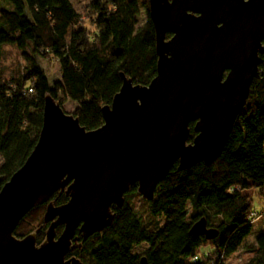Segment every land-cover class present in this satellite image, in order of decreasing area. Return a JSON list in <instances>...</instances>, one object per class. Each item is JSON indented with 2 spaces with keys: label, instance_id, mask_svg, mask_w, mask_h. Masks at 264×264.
<instances>
[{
  "label": "water",
  "instance_id": "1",
  "mask_svg": "<svg viewBox=\"0 0 264 264\" xmlns=\"http://www.w3.org/2000/svg\"><path fill=\"white\" fill-rule=\"evenodd\" d=\"M149 11L157 76L144 86L122 74L100 128L88 130L45 97L39 141L0 191V264H83L67 257L82 247L77 229L83 241L102 233L134 186L151 201L174 165L179 172L210 165L222 153L259 72L264 0H149ZM193 122L197 135L189 142ZM57 192L68 202L56 205ZM42 205V225L17 237L21 220ZM190 233L219 235L205 218Z\"/></svg>",
  "mask_w": 264,
  "mask_h": 264
},
{
  "label": "trees",
  "instance_id": "2",
  "mask_svg": "<svg viewBox=\"0 0 264 264\" xmlns=\"http://www.w3.org/2000/svg\"><path fill=\"white\" fill-rule=\"evenodd\" d=\"M143 6L149 13V0L143 4L93 0L81 14L71 0H0V191L39 141L48 94L62 106L66 100L77 102L74 114L88 130H95L104 124L103 107L112 104L123 85L122 74L144 86L157 76L156 31L150 14L146 24L136 29ZM8 45L21 51L26 62L25 69L11 78L5 76L1 62ZM41 58L60 65L61 81L50 84ZM194 125L189 142L197 135ZM255 194L264 199V52L247 105L216 161L180 172L174 165L154 198H141L142 210L134 202L141 197L134 186L123 207L114 209L113 222L83 241L75 254L83 264H141L142 257L148 264H226L264 218V208L253 207ZM51 200L62 205L69 199L57 192ZM45 211L46 205L32 209L14 234L23 238L36 230ZM255 211L262 217L253 223ZM202 218L219 231L218 237L207 240L190 233ZM45 230L46 226L38 243ZM261 230L254 250L257 264H264ZM62 231L60 226L57 234ZM142 244L148 248L142 254L134 252ZM208 244L211 251H201Z\"/></svg>",
  "mask_w": 264,
  "mask_h": 264
},
{
  "label": "rangeland",
  "instance_id": "3",
  "mask_svg": "<svg viewBox=\"0 0 264 264\" xmlns=\"http://www.w3.org/2000/svg\"><path fill=\"white\" fill-rule=\"evenodd\" d=\"M93 0H71L76 10L84 14L86 11V8L89 6V4ZM144 0H140V3L143 4ZM2 6L6 7V4L2 2ZM85 17V15H83ZM149 17V13L145 6H143L140 10V14L136 17V29H139L143 27ZM1 62L5 69V76L7 78H11L12 76L19 75L21 71H23L26 67V62L23 58L22 52L19 51L14 46H4L3 47V53L1 57ZM41 65L45 68L46 74L48 76V79L50 81V84L53 85L55 82L61 81L62 79V73L60 70V65L53 59H40ZM63 108L66 112H69L71 114H74L77 109L79 108V104L72 100H66L63 104ZM259 192V191H258ZM251 193V192H250ZM259 194V193H258ZM260 195H254L252 197L253 199V207L256 209L264 208V199L260 200ZM142 196L136 197L134 199V202L136 204V207L140 210L144 208V205L142 203ZM189 213H192V210L189 209ZM162 223H164V220H161ZM29 226L32 224L30 221ZM264 229V218L261 219L255 226L253 234L248 237L245 241V244L243 247L234 255L229 257L226 260V264H257L256 259V253H255V242H256V236L261 230ZM148 248L147 244H142L135 248L134 252L142 254L146 249ZM211 244L205 245L201 251L204 250H210L211 251ZM88 264H91L90 261H88Z\"/></svg>",
  "mask_w": 264,
  "mask_h": 264
},
{
  "label": "flooded vegetation",
  "instance_id": "4",
  "mask_svg": "<svg viewBox=\"0 0 264 264\" xmlns=\"http://www.w3.org/2000/svg\"><path fill=\"white\" fill-rule=\"evenodd\" d=\"M47 228H48V227L46 226V229H47ZM58 228H59V227H58ZM45 231H46V230H45ZM75 237H79V241H78L77 245L80 244V243L83 244L82 235H81V233L79 232L78 229H77V231H76ZM80 248H82V247H77L73 252L69 253V254L67 255V257H68L69 255H71L70 257H72V256H76V257L80 258L79 255L75 254V253H76V250H77V249L79 250ZM70 257H68V258H70Z\"/></svg>",
  "mask_w": 264,
  "mask_h": 264
},
{
  "label": "built area",
  "instance_id": "5",
  "mask_svg": "<svg viewBox=\"0 0 264 264\" xmlns=\"http://www.w3.org/2000/svg\"><path fill=\"white\" fill-rule=\"evenodd\" d=\"M30 92H32V90H30ZM262 217V215H260L257 211L252 213V222L255 223L258 220H260V218ZM209 256V254H208ZM197 259V257H195Z\"/></svg>",
  "mask_w": 264,
  "mask_h": 264
}]
</instances>
